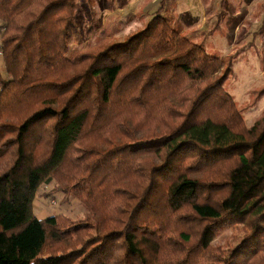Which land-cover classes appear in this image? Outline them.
Wrapping results in <instances>:
<instances>
[{
  "label": "trees",
  "instance_id": "trees-1",
  "mask_svg": "<svg viewBox=\"0 0 264 264\" xmlns=\"http://www.w3.org/2000/svg\"><path fill=\"white\" fill-rule=\"evenodd\" d=\"M78 1L0 0V264H264V109L245 125L226 89L238 50L186 35L176 0L113 39ZM50 182L82 218L35 215ZM224 223L247 231L226 252Z\"/></svg>",
  "mask_w": 264,
  "mask_h": 264
},
{
  "label": "rangeland",
  "instance_id": "rangeland-1",
  "mask_svg": "<svg viewBox=\"0 0 264 264\" xmlns=\"http://www.w3.org/2000/svg\"><path fill=\"white\" fill-rule=\"evenodd\" d=\"M261 1L263 0H183L184 8L182 11L190 10L192 19L200 20L199 23L202 28L206 30L213 28L211 37L206 41V47L210 54L224 57L226 54L238 50V57L233 63L236 77L228 81L226 89L241 110L243 121L247 126L252 125L264 109V96L260 97L253 105L248 106L253 97H251L252 91L254 92L255 89L264 84V62H262L264 57L261 58L260 53H258V50L264 49V36L258 32L264 21ZM115 2L119 7H128V5H123V0H114ZM78 4L77 24L84 32L89 26L98 27L101 25L100 18L108 10L109 0H94V15H91L86 0H79ZM141 6L139 7L141 8ZM178 9L179 7L175 10L177 15ZM221 10H226L227 14L217 22L215 20L216 15L220 14ZM121 19L122 21L118 24L109 23V28L113 30L112 32L109 31L111 34L107 36L110 39L122 38L143 23L142 20L134 17L130 19L127 16H122ZM194 25L196 26V24H191L193 28ZM97 37L96 33L86 36L82 46L98 41L100 38ZM0 76L2 79L8 78L1 52ZM53 188V182L42 184L38 188L33 202L35 215L38 218H46L52 215H63L72 219L82 218L84 207L81 200L73 194L54 191ZM246 234L247 231L240 224H220L211 245L224 252L233 250ZM257 249L259 254L263 253L264 243H260Z\"/></svg>",
  "mask_w": 264,
  "mask_h": 264
},
{
  "label": "crops",
  "instance_id": "crops-1",
  "mask_svg": "<svg viewBox=\"0 0 264 264\" xmlns=\"http://www.w3.org/2000/svg\"><path fill=\"white\" fill-rule=\"evenodd\" d=\"M94 2V0H93ZM158 0H123V5H128L127 8H122L119 7L116 2L114 3V0H109L108 4V10L105 12V14H102L101 16V21L104 22L108 21L109 23H119L122 21V16H127L128 18L132 19L138 18L142 20V16L144 18L147 17L148 13L152 11V9L155 8L157 5ZM120 3V2H119ZM262 3V1H261ZM183 0H176V8L179 7L178 9V15L174 12L175 19L182 25L183 31L186 35L193 36L195 40L203 42L205 47H206V41L208 38L211 37V34L213 33V28L211 29H204L202 28V25H200L199 21H195L192 19V13L190 14V10L187 11H182L184 6H183ZM140 5L141 8L139 7ZM135 6V7H134ZM133 9H130L132 8ZM94 9H95V4H94ZM137 9V10H135ZM222 12L218 15H216V21L218 22L222 16H225L227 14L226 10H221ZM132 16V17H130ZM192 19V20H190ZM191 24H196V26L193 28ZM214 46H217V44H214ZM207 49V47H206Z\"/></svg>",
  "mask_w": 264,
  "mask_h": 264
}]
</instances>
